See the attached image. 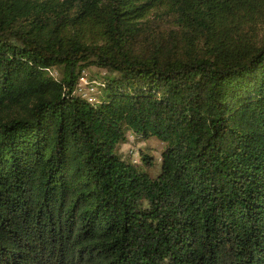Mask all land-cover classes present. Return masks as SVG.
Returning <instances> with one entry per match:
<instances>
[{
  "label": "trees",
  "instance_id": "obj_1",
  "mask_svg": "<svg viewBox=\"0 0 264 264\" xmlns=\"http://www.w3.org/2000/svg\"><path fill=\"white\" fill-rule=\"evenodd\" d=\"M263 22L264 0H0V264H264Z\"/></svg>",
  "mask_w": 264,
  "mask_h": 264
},
{
  "label": "rangeland",
  "instance_id": "obj_2",
  "mask_svg": "<svg viewBox=\"0 0 264 264\" xmlns=\"http://www.w3.org/2000/svg\"><path fill=\"white\" fill-rule=\"evenodd\" d=\"M262 25L260 26L259 28V36L260 38H264V22L261 23ZM91 72H88L87 71V74L90 75ZM85 81L87 82L86 84L83 83L82 80L79 81V87H81L82 89V93H85L86 97L87 98H90L92 97L91 95L92 94H95V88L93 91H90V82L85 79ZM149 147V149L147 148ZM143 148H147V150H143ZM161 148V144L156 141V140H149L148 142L146 143H139L138 145H133V142H130L128 144H125L123 146H121V152L123 154H127L129 151H133L134 154H133V159L134 161L136 162H139V157H138V149L142 150L143 152H149L150 153V156L152 158H157L158 157V151L160 150Z\"/></svg>",
  "mask_w": 264,
  "mask_h": 264
},
{
  "label": "built area",
  "instance_id": "obj_3",
  "mask_svg": "<svg viewBox=\"0 0 264 264\" xmlns=\"http://www.w3.org/2000/svg\"><path fill=\"white\" fill-rule=\"evenodd\" d=\"M80 80H82L83 83H85V84L87 83V82L85 81V78H84V77H82ZM89 90H90V91H93L94 89H93V87L91 86ZM78 93H79V94H82L83 97H86L85 93H82V89H81V87H79V85H78Z\"/></svg>",
  "mask_w": 264,
  "mask_h": 264
}]
</instances>
